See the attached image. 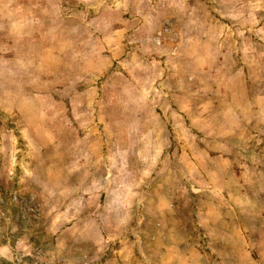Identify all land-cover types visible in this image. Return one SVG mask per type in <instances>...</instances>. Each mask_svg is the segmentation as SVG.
<instances>
[{"label": "rangeland", "instance_id": "374dc122", "mask_svg": "<svg viewBox=\"0 0 264 264\" xmlns=\"http://www.w3.org/2000/svg\"><path fill=\"white\" fill-rule=\"evenodd\" d=\"M0 264H264V0H0Z\"/></svg>", "mask_w": 264, "mask_h": 264}]
</instances>
